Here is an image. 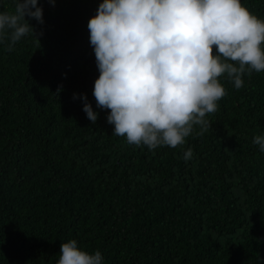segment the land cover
Here are the masks:
<instances>
[{
  "label": "trees",
  "instance_id": "obj_1",
  "mask_svg": "<svg viewBox=\"0 0 264 264\" xmlns=\"http://www.w3.org/2000/svg\"><path fill=\"white\" fill-rule=\"evenodd\" d=\"M101 2L38 0L40 44L0 45V264H56L70 239L104 264H264V153L253 143L264 72L239 89L221 77L227 95L202 136L196 126L177 148L130 145L93 96L88 21ZM241 2L264 18V0Z\"/></svg>",
  "mask_w": 264,
  "mask_h": 264
},
{
  "label": "clouds",
  "instance_id": "obj_2",
  "mask_svg": "<svg viewBox=\"0 0 264 264\" xmlns=\"http://www.w3.org/2000/svg\"><path fill=\"white\" fill-rule=\"evenodd\" d=\"M29 19L44 23L38 0H15L14 11H0V45L7 41L13 51L29 35L39 43ZM88 30L99 71L96 107L107 110L113 135L149 150L183 145L196 126L197 135L208 130L207 117L227 95L221 77L239 89L245 75L264 72V18L241 0H102ZM83 99L96 124L99 114ZM253 143L264 153V134ZM192 155L188 148L183 158ZM56 264H104V256L70 239Z\"/></svg>",
  "mask_w": 264,
  "mask_h": 264
}]
</instances>
